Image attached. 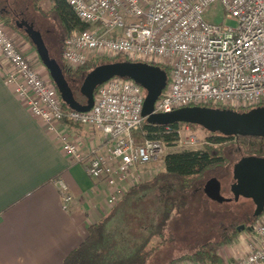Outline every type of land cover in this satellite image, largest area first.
I'll return each instance as SVG.
<instances>
[{
	"label": "built area",
	"instance_id": "1",
	"mask_svg": "<svg viewBox=\"0 0 264 264\" xmlns=\"http://www.w3.org/2000/svg\"><path fill=\"white\" fill-rule=\"evenodd\" d=\"M76 15L90 27L73 31L66 39L63 58L73 67L95 56L122 54L169 68L168 82L154 104V112L186 105L219 104L251 108L264 104V0H67ZM216 3L224 20L206 13ZM235 20L228 25L225 19ZM0 55L7 61L6 81L55 131L62 149L85 165L88 174L102 179L114 206L131 185L144 179L146 166L170 151L200 149L205 141L191 124L175 130L172 144L161 139L138 141L133 134L145 117L144 88L132 79L114 76L97 87L88 111L65 109L51 79H45L21 48V43L0 20ZM63 119L89 124L110 142L85 152L57 130ZM164 130H172L171 124ZM64 207L73 201L69 186L57 177ZM263 241L230 264H264V219L254 225Z\"/></svg>",
	"mask_w": 264,
	"mask_h": 264
},
{
	"label": "crops",
	"instance_id": "2",
	"mask_svg": "<svg viewBox=\"0 0 264 264\" xmlns=\"http://www.w3.org/2000/svg\"><path fill=\"white\" fill-rule=\"evenodd\" d=\"M0 4L9 3L0 0ZM21 48L40 74L51 79L31 45L24 43ZM8 70L7 61L0 55V264H61L86 237L88 225L102 219L115 206L107 202L110 189L106 182L91 177L83 163L66 155L56 132L49 130L45 121L35 116L25 99L7 83ZM57 130L85 152L110 142L96 127L67 119L58 123ZM57 177L66 181L73 195L68 207L63 206L55 183ZM205 197V209L217 214H211L217 221L205 227V234H211L205 242L232 234L235 227L232 219L221 215L230 212L226 202L210 199L206 194ZM263 219L261 216L257 222ZM254 225L238 229L231 240L219 246L221 264L244 257L252 246L263 241ZM175 239L176 235L170 242ZM165 245L159 246L153 256L161 253ZM184 253L189 252H180L162 264ZM173 264L208 263L184 259Z\"/></svg>",
	"mask_w": 264,
	"mask_h": 264
},
{
	"label": "trees",
	"instance_id": "3",
	"mask_svg": "<svg viewBox=\"0 0 264 264\" xmlns=\"http://www.w3.org/2000/svg\"><path fill=\"white\" fill-rule=\"evenodd\" d=\"M45 1L48 2L47 8L43 7V2ZM31 2L35 10L54 22L61 50L64 48L66 39L73 31H82L90 27L89 23L82 21L76 15L67 0H31ZM21 18L30 21L22 13L17 12L12 5L0 4V20L12 28L36 51L34 43L24 28L19 27L17 24ZM42 35L44 37L43 33ZM47 46L50 55L55 57L60 63L74 96L80 103L85 102V96L80 91V85L83 76L89 70L103 62L131 60L122 54L113 57L95 56L86 63L73 67L65 62L63 55L58 58L53 54L48 44ZM161 67L169 74L168 67L163 65ZM62 103L65 109L70 108L63 100ZM208 105L226 107L219 104ZM234 109L247 110L248 108L239 107ZM182 123H172V130L166 132L164 125L150 124L144 120L142 126L133 131V134L138 141L148 137L161 139L166 144H172L176 138L174 129ZM190 124L194 131H197V128L199 129L200 127L197 124ZM204 131L207 138L204 147L195 150L182 149L167 152L162 159L164 169L159 170L148 180L140 181L128 187L122 198L106 216L88 225L86 237L65 256L61 264H151L156 249L174 239L173 233L170 232V224L177 205L179 206V203H181L180 206H183L184 204L183 201H178L177 193L174 190H170V186L176 185L179 192L186 193L196 182L204 181L205 178L208 179L210 176H217L221 181V175H218L217 172L220 170L225 171V168L230 164V155H233L234 161L243 155L264 156V136L223 135L206 129ZM159 186L160 188L163 187L165 192L167 191L162 198V211L160 215L151 220L150 229L145 233L143 239L136 241L130 251L126 250L128 247L123 236L117 238V243L113 242L112 232L107 229V221L115 214L117 208L131 195ZM202 192L204 193L203 190ZM253 211L247 214L240 213L239 218L237 217L238 219L234 220L236 223L232 234L218 240L204 242L195 251L173 257L166 264H173L177 260L184 259L206 262L208 264H221V258L218 254L219 246L233 238L234 234L238 232V225L244 224L245 227L250 228L264 214L263 211L260 215L255 216Z\"/></svg>",
	"mask_w": 264,
	"mask_h": 264
},
{
	"label": "water",
	"instance_id": "4",
	"mask_svg": "<svg viewBox=\"0 0 264 264\" xmlns=\"http://www.w3.org/2000/svg\"><path fill=\"white\" fill-rule=\"evenodd\" d=\"M17 24L24 28L34 43L40 61L47 68L61 99L72 109L88 111L94 104L96 88L108 79L120 76L132 79L144 88L145 97L141 113L150 124L188 122L223 135L264 136V104L247 110L186 105L168 112H154V104L167 85L168 73L161 65L145 61L114 60L96 65L83 76L80 91L85 96V102L80 103L76 100L60 63L50 55L42 32L24 18ZM229 186L232 195L225 196L220 179L212 176L205 181L203 191L210 199L219 202L249 198L255 205L253 215H260L264 211V156L243 155L236 160ZM244 227L245 225L241 224L237 229Z\"/></svg>",
	"mask_w": 264,
	"mask_h": 264
},
{
	"label": "rangeland",
	"instance_id": "5",
	"mask_svg": "<svg viewBox=\"0 0 264 264\" xmlns=\"http://www.w3.org/2000/svg\"><path fill=\"white\" fill-rule=\"evenodd\" d=\"M17 12L22 13L28 18L33 25L44 34L46 43L51 48L53 54L58 58L63 54V49L60 48L58 42L57 29L54 22L39 11L35 10L31 0H6ZM43 7H48V2H43ZM207 18H213L215 22H221L224 20V12L219 3H216L206 13ZM226 24L235 25V20L225 19ZM18 37H21L18 35ZM19 42L22 44L27 41L20 38ZM29 44V43H27ZM205 129L200 126L197 128V135L207 142ZM205 145V144H204ZM204 145L202 147H204ZM201 147V148H202ZM233 155H230V164L225 168V171H218V175H221L222 193L225 196H231L230 180L232 177V168L234 164ZM164 169L162 160L152 162L146 166L144 174V181L151 178L159 170ZM208 176V175H207ZM212 177V176H210ZM209 177V178H210ZM142 180V181H143ZM198 181L195 185L186 193L179 192L178 186H170V190H174L177 193L178 201H183V206L177 205V209L174 212L170 229H172L173 235H176L174 242H170L162 248V252H156L153 256L151 264H162L164 260L175 256L176 254L188 251H195L202 243L205 242V238L211 234H205V227L211 221H217L212 219V215H217L216 212L212 214L205 209V193L202 192V186L205 181ZM167 192V191H166ZM164 188L152 187L148 188L144 192H140L136 195H131L124 203L117 208L115 214L107 221V229L112 232L114 239L113 242L117 243V238L124 237L126 240L127 251L133 249L134 243L143 239L145 233L150 229L151 220L160 215L163 207L162 198L165 196ZM226 202L227 211L226 214H221L227 217L228 220L232 219L233 223L235 219H238L240 213H251L254 210V204L252 200L241 197L238 201H224ZM232 204L234 206H232ZM231 205V206H230ZM176 213V214H175ZM210 213V214H209ZM212 214V215H211ZM239 214V215H238ZM264 216V214L262 215ZM214 217V216H213ZM238 217V218H237ZM223 222V221H222ZM241 225V224H240ZM238 225L237 227H240Z\"/></svg>",
	"mask_w": 264,
	"mask_h": 264
},
{
	"label": "flooded vegetation",
	"instance_id": "6",
	"mask_svg": "<svg viewBox=\"0 0 264 264\" xmlns=\"http://www.w3.org/2000/svg\"><path fill=\"white\" fill-rule=\"evenodd\" d=\"M202 190H203V186H202ZM249 199V198H248ZM251 200V199H250ZM253 202V201H252ZM254 204V203H253ZM254 207H255V205H254Z\"/></svg>",
	"mask_w": 264,
	"mask_h": 264
}]
</instances>
